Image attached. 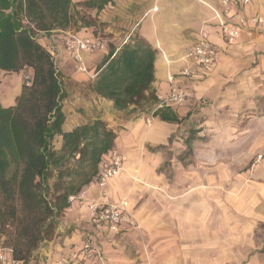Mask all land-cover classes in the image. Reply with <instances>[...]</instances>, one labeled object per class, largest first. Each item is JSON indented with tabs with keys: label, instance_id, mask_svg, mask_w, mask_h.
I'll list each match as a JSON object with an SVG mask.
<instances>
[{
	"label": "crops",
	"instance_id": "1",
	"mask_svg": "<svg viewBox=\"0 0 264 264\" xmlns=\"http://www.w3.org/2000/svg\"><path fill=\"white\" fill-rule=\"evenodd\" d=\"M81 1L84 0H72L73 3ZM91 11L104 24L106 48L109 42L118 49L139 38L155 50L151 89L157 98L156 107L171 92L184 90L183 81L208 79L222 68L229 52L244 50L247 68L242 107L250 114L251 121L253 113H264V0L249 3L229 0L225 6L220 0H113L98 13L95 9ZM235 13L246 19L261 16L263 22L254 26L248 21L238 26L239 38L228 43L222 36L220 22L233 25L231 17ZM202 31L207 33L217 53L207 67L198 66L185 56ZM40 42L52 49L55 63L58 59L57 67L63 73L67 96L62 106L65 115L62 128L69 131L86 122V114L78 111L91 97L85 96L86 91L91 92L90 85L87 90L85 87L89 80L74 66L68 68L66 61L71 59L62 41L41 38ZM186 67L191 75L182 77L180 71ZM12 74L15 73L6 77ZM18 89L11 100L2 95L6 104L0 99L1 104L5 107L15 104L21 85ZM95 96L97 109L93 119L109 121L116 109L111 101ZM102 102L105 107L98 105ZM169 107L178 117L183 116L173 106ZM69 108L72 113L67 115ZM113 130L114 149L125 157L122 169L102 188L96 183L85 187L84 202L75 199L69 203L61 217L58 236L36 249L31 264H46L48 259L55 264L57 258L77 249L84 240L94 245L97 253L94 264H264V160L261 156L244 175L229 174L228 178L235 180H229L228 187H223L216 175H211V183L205 181L204 171L198 168L174 172L175 180H169L173 175L169 177L156 170L162 153L147 150L144 143L149 142L153 147L167 144L173 124L154 118L147 128L143 122H128L125 130ZM57 140L60 145V138ZM138 160L141 164L133 181ZM122 199L127 201L128 211L136 219L138 228L121 227L112 231L92 221L89 202L110 204ZM69 226L73 230L62 233Z\"/></svg>",
	"mask_w": 264,
	"mask_h": 264
},
{
	"label": "trees",
	"instance_id": "2",
	"mask_svg": "<svg viewBox=\"0 0 264 264\" xmlns=\"http://www.w3.org/2000/svg\"><path fill=\"white\" fill-rule=\"evenodd\" d=\"M112 1L76 5L98 13ZM72 6V0H0V81L20 71L31 75L29 83L23 80L15 104L0 102V249L9 250L20 264H31L38 246L54 235L69 197L96 182L115 148V132L99 118L69 131L62 128L67 96L62 73L40 39L58 29L51 39L62 41ZM90 25L83 21L75 33L92 32ZM154 61L155 50L143 39L111 47L96 67L91 89L117 110L148 100L157 103L151 93ZM187 116L178 117L169 106L152 112L171 124ZM197 132L190 129L183 141L189 154ZM57 138L60 145L54 147Z\"/></svg>",
	"mask_w": 264,
	"mask_h": 264
},
{
	"label": "rangeland",
	"instance_id": "3",
	"mask_svg": "<svg viewBox=\"0 0 264 264\" xmlns=\"http://www.w3.org/2000/svg\"><path fill=\"white\" fill-rule=\"evenodd\" d=\"M76 4L73 3L70 10V24L66 28V31L75 32L77 27L81 26L83 21H86L91 24L89 27H92V35L100 37L105 41L104 39H106L107 34L104 24L98 21L91 9ZM57 30L50 31L48 33L50 36L41 34L42 38L45 40L51 39L55 33H60ZM45 44L49 45L46 41ZM111 47H114V45L109 42L107 43L106 52L97 51L90 53V55H85L83 58L85 60L84 66L86 71L78 70L75 63L71 60L70 62L66 61L69 66L68 68H73L74 66L80 74L88 77L89 82L85 85L86 90L87 85H90L95 78L96 67L101 63ZM246 57L247 54L244 50L229 52V57L222 68L218 72L209 75L208 79L204 81L200 79L196 82L193 80L183 81L185 87L182 88H184V92L186 93V100L183 104L173 106V109L179 111L183 115L182 117H186L188 114L187 118L179 124H173V131L169 137V142L164 147L156 149L149 142L144 143L147 150L151 151L153 149L162 153V160L156 167V170L165 173L169 177L173 175L170 179L168 178L169 180H175L174 172L198 168L204 171L206 176L205 181L211 183V175H216L219 177L217 180L221 182V185L228 187V181L234 179L228 178L229 174L242 173L244 175V172L251 168L260 156L264 160V113H253V120L251 121L250 114L242 107L243 103H245L243 95L246 89L244 82V71L247 68ZM91 61L93 62L92 65L89 63ZM57 63L58 59L56 66L58 65ZM25 74L26 71H20L1 79V96L6 94V99L11 100L19 90V86H22ZM90 90L91 92H85V96L87 97L90 94L91 97L82 104L83 106L79 107L78 111L81 115L86 114V122L96 116L95 109H97L95 107L97 97L92 91L91 86ZM151 93L154 94L153 89ZM0 99L3 105L6 104L3 96ZM88 102H90V106L86 105ZM102 104L103 102L98 105L105 107ZM156 104V102L148 100L146 102L143 101L139 105H131L123 110L116 109L110 115L109 121H105V123L108 127L110 125L109 128L112 130H125L128 122H143L147 128L153 123L154 118H156L152 117ZM66 112H69L67 115L72 113L71 109H66ZM68 117L71 120V116ZM190 129H196L198 132L196 140L192 141V152L189 154L183 141ZM55 146H58L57 140L54 141ZM140 164L141 160H138V166L133 171V181H135L134 179L139 172ZM63 212L59 214V224L55 229L54 235L43 243H47L58 236ZM72 230L73 226H69V229L68 227L64 228L62 233L69 234ZM3 240L4 237L1 236L0 241ZM34 260L35 255L31 263ZM46 264H51V260H46Z\"/></svg>",
	"mask_w": 264,
	"mask_h": 264
},
{
	"label": "built area",
	"instance_id": "4",
	"mask_svg": "<svg viewBox=\"0 0 264 264\" xmlns=\"http://www.w3.org/2000/svg\"><path fill=\"white\" fill-rule=\"evenodd\" d=\"M251 1L252 0H242L243 3H249ZM220 2L225 6L228 4L229 0H220ZM231 19L234 21L233 25L226 24L222 21L220 22L222 36L228 43H233L239 38L238 26H244L248 21L254 26H258L263 22L261 16H253L250 19H246L236 13L232 15ZM63 33L62 47L69 58L76 64L78 70L86 71L83 58L85 54L106 50L105 41L100 37L92 35V32L83 35L69 31ZM52 52L51 49V54L53 55ZM216 54V49L209 41L207 33L202 31L198 40L186 51L185 56L192 59L196 65L207 67L213 63ZM180 75H182V77H189L191 71L187 67L183 68L180 71ZM30 80L31 75L30 72H28L24 75V81L25 83H29ZM185 99L186 93L184 90L178 89L163 98L158 103L157 107L180 105ZM106 160V165L101 169L95 182L100 188L104 187L108 180L119 173L122 169L125 157L122 153L113 149L106 156ZM102 195H104V192H102ZM84 196L85 191L81 190L77 195L70 196L68 200L71 202L78 199L84 202ZM127 205V201L122 199L119 203L110 204L91 201L87 206L92 213V221L99 224L102 223L106 225L109 230L116 231L121 227L129 229L139 227L136 219L128 211ZM96 254L93 243L90 240H84L81 242L80 247L72 249L65 256L57 258L55 264H94ZM0 264H20V262L11 255L9 250L0 249Z\"/></svg>",
	"mask_w": 264,
	"mask_h": 264
},
{
	"label": "bare ground",
	"instance_id": "5",
	"mask_svg": "<svg viewBox=\"0 0 264 264\" xmlns=\"http://www.w3.org/2000/svg\"><path fill=\"white\" fill-rule=\"evenodd\" d=\"M8 92H9V91H8ZM152 127H153V126H152ZM151 129H153V128H151ZM155 133H156V132H155ZM149 134H150V133H149ZM151 134H154V132H151ZM151 134H150V135H151Z\"/></svg>",
	"mask_w": 264,
	"mask_h": 264
}]
</instances>
